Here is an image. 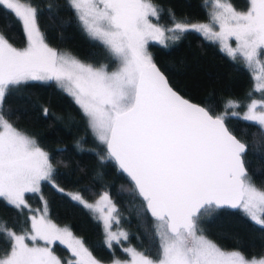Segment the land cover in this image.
<instances>
[{"label":"snow or ice","instance_id":"6c2138e0","mask_svg":"<svg viewBox=\"0 0 264 264\" xmlns=\"http://www.w3.org/2000/svg\"><path fill=\"white\" fill-rule=\"evenodd\" d=\"M69 2L85 31L106 48L117 67L108 71L107 65L96 68L58 53L44 42L34 6L21 0H0V8L14 13L28 38L27 46L17 49L0 35V198L23 211L28 207L25 195L40 192L42 183L58 188L48 153L15 128L4 113V99L12 86L54 80L74 97L90 129L106 145L107 157L130 177L142 198L143 211L155 220L159 258L127 248L131 264H264V256L249 259L240 250H222L200 228L203 216L225 207L242 210L264 228V191L247 177L242 158L246 145L226 126V111L213 116L211 109L179 95L147 51L150 40H176L193 29L219 40L229 56L239 52L249 66L259 65L260 75L255 78L264 80V63L259 59L264 56V0H250L246 12L215 0L211 24L176 22L168 29L149 19H159L161 11L149 0ZM213 24L219 25V32ZM166 31L171 35L166 36ZM230 37L237 42L235 49L227 43ZM257 90L264 91V83ZM259 106L257 111L254 100L243 119L264 128V103ZM239 107L231 100L226 104V109ZM72 199L100 212L109 247L113 241L128 238L123 231L110 230L116 208L107 193L95 204H88L79 193L72 194ZM46 210L45 202V213L39 219L31 218L34 234L30 237L17 235L6 225L0 227L12 241L0 264H61L49 248L29 246L27 239L58 240L77 257L75 264H100L70 230L47 220ZM113 264L121 262L114 260Z\"/></svg>","mask_w":264,"mask_h":264},{"label":"trees","instance_id":"16d2710c","mask_svg":"<svg viewBox=\"0 0 264 264\" xmlns=\"http://www.w3.org/2000/svg\"><path fill=\"white\" fill-rule=\"evenodd\" d=\"M236 9H244L248 0H228ZM37 9V24L44 42L93 66L116 63L106 48L94 41L81 25L69 0H21ZM160 9L163 27L176 22L208 19L209 0H149ZM0 35L14 47L25 44V32L14 13L0 8ZM147 51L165 74L169 84L183 96L196 101L211 114L227 112L226 126L246 145L243 161L249 181L264 191V130L255 122L234 117L249 97L262 95L253 88L249 70L238 58L222 52L217 43L189 29L179 39L159 43L150 40ZM239 108H228V101ZM47 109V114L44 110ZM4 113L13 126L30 135L45 152L55 169L59 189L94 199L100 192L108 194L116 212L112 226L127 233V239L105 243L100 221L81 203L60 192L50 183H42L38 193L25 195L23 211L0 198V227L6 225L22 233L30 226L31 208L47 204L46 214L54 223L65 225L88 251L100 261L124 258V247L131 245L151 258L159 257V239L155 220L143 211V201L128 177L107 157L91 131L88 121L71 95L55 81H26L12 86L4 99ZM103 157V159H102ZM203 234L225 250H240L245 257L264 256V228L255 224L240 209L225 207L200 220ZM11 249V240L0 231V256ZM50 250L61 263L75 264L73 255L63 244L53 241Z\"/></svg>","mask_w":264,"mask_h":264},{"label":"rangeland","instance_id":"374dc122","mask_svg":"<svg viewBox=\"0 0 264 264\" xmlns=\"http://www.w3.org/2000/svg\"><path fill=\"white\" fill-rule=\"evenodd\" d=\"M221 2L222 3H230L228 0H221ZM214 4H215V0H209V2H208V14H209V17H208V19L207 20H205V21H192V22H188V24L189 25H191V24H200V23H212V21H211V13L213 12V10H214ZM232 6V5H231ZM233 7V6H232ZM250 7V0H248V4H247V6L244 8V9H236V8H234L236 11H238V12H246L247 10H248V8ZM76 12V11H75ZM77 14V13H76ZM149 19L151 20V22L152 23H154V24H158V23H156L154 20H153V17H149ZM80 21V20H79ZM21 23V22H20ZM81 23V22H80ZM22 25V24H21ZM81 25H82V23H81ZM159 25V24H158ZM174 25H175V23H173V24H171V25H169V26H167V27H163V26H161V25H159V26H161V27H163V28H165V29H168V28H173L174 27ZM83 26V25H82ZM213 26V29H214V31H216V32H219L220 31V27H219V25L218 24H213L212 25ZM84 28V27H83ZM191 30H193V29H191ZM195 31V30H194ZM25 32V31H24ZM197 32V31H196ZM203 38H205V39H208V38H206L202 33H200V32H198ZM88 34V33H87ZM89 35V34H88ZM165 35L166 36H169V35H171V33H168L167 31H166V33H165ZM25 37H26V40H25V44L23 45V46H21V47H16L17 49H24L26 46H27V44H28V38H27V35H26V33H25ZM209 40H211V39H209ZM152 41H156V42H159V43H161L160 41H158V40H152ZM166 40H164V42H165ZM212 41H214V40H212ZM214 42H216L217 43V45H218V47H219V49L222 51V52H224L226 55H228L229 56V54L226 52V51H223L222 50V44H221V42L219 41V40H215ZM227 43L232 47V48H236L237 47V42H236V40H235V38L234 37H230V38H228V41H227ZM49 46V45H48ZM49 47H51V46H49ZM51 48H53V47H51ZM53 49H55V48H53ZM58 53H60V54H68V53H66V52H64V51H60V50H57V49H55ZM69 56H71L70 54H68ZM71 57H73V56H71ZM229 57H232V56H229ZM75 58V57H74ZM233 58H238V59H240L241 60V62L244 64V66L249 70V72H250V74H251V77H252V80H253V84H252V86H253V88L254 89H256L257 90V86L260 84V83H264V80H257L255 77L256 76H258V75H260V72H259V65H257V64H253V65H251V66H249L248 65V63H247V61L245 60V58L243 57V55L241 54V53H237L236 54V56L235 57H233ZM76 59V58H75ZM259 59H260V62L261 63H264V56H261V57H259ZM78 60V59H77ZM78 61H80V60H78ZM81 63H84V64H89V63H85V62H82V61H80ZM91 65V64H90ZM93 66V65H92ZM102 66V65H101ZM101 66H93V67H96V68H99V67H101ZM116 67H117V64L115 63L114 64V66H112V67H110V68H107V70L108 71H114L115 69H116ZM54 81V80H53ZM55 83L57 84V82L55 81ZM63 89V88H62ZM64 90V89H63ZM259 91V90H258ZM262 93V95H260V94H258V96H253V97H249V99H247V101L245 102V104H244V106L241 108V110H239L237 113H238V115L239 116H241V117H243L244 116V114L248 111V107L251 105V103L255 100V101H257L258 102V108H257V111H259V110H261V108H260V104H262V103H264V91H261ZM73 99H74V97L73 96H71ZM74 101H75V99H74ZM80 107V106H79ZM81 109V108H80ZM82 110V109H81ZM83 112V111H82ZM87 118V117H86ZM87 121H88V118H87ZM263 130H264V128H262ZM19 130V129H18ZM19 131H21V130H19ZM92 131V130H91ZM22 133H24L23 131H21ZM24 134H26V133H24ZM94 134V133H93ZM26 135H28V134H26ZM30 138H32L30 135H28ZM95 136V135H94ZM96 137V136H95ZM33 139V138H32ZM250 182V181H249ZM251 183V182H250ZM254 185V184H253ZM255 186V185H254ZM257 189H259V190H261V191H263L262 189H260V188H258L257 186H255ZM69 190H64L63 192L64 193H66L67 195H69L71 198H72V194H76V192H68ZM103 193H105V192H100L94 199H91V200H85L88 204H95L96 202H97V200L99 199V197H100V195L101 194H103ZM111 200V199H110ZM112 202V201H111ZM112 204H113V202H112ZM82 205H84V204H82ZM114 205V204H113ZM85 206V205H84ZM86 207V206H85ZM87 209H89V211L92 213V215L95 217V218H97L99 221H100V224H101V226H102V228H103V230H104V236H105V243L108 245V243L106 242V236H107V231H108V229H106V226H105V223H104V220H103V218L101 217V214H100V212L99 211H93L92 209H90V208H88V207H86ZM31 213H30V226H29V228L27 229V231H25V232H22V233H17V232H15L17 235H25V236H31V235H33L34 233L32 232V228H31V224H32V220H31V218L33 217V216H36V218L37 219H39L40 218V216L42 215V214H44L45 213V207H44V205H43V203L41 204V206L40 207H36V208H31ZM103 211H104V214L106 215L107 214V212H108V208H107V206H105L104 207V209H103ZM242 211V210H241ZM243 212V211H242ZM113 216H114V214H113ZM46 219L47 220H50L53 224H55L58 228H60V229H65V228H67L65 225H62V224H56V223H54L51 219H49V217L47 216V214H46ZM112 222H113V219L110 221V224H111V228H110V230L112 231V232H114V233H119L120 231H123L121 228H119V227H114V226H112ZM68 229V228H67ZM11 230V229H10ZM69 230V229H68ZM124 232V231H123ZM73 234V233H72ZM73 236L75 237V238H77V239H79L77 236H75L74 234H73ZM207 238V237H206ZM121 239H123V238H121ZM208 239V238H207ZM80 240V239H79ZM210 240V239H209ZM55 241H57V242H59L60 243V241H58V240H55ZM53 242V241H52ZM51 242V243H52ZM26 243H28L29 244V246H35V247H47V248H49L50 249V245H51V243H48L47 241H44V240H40V239H37L36 241H32L31 239H27L26 240ZM11 244H12V241H11ZM65 247H67V245L66 244H63ZM68 248V247H67ZM127 248H134V249H136L135 247H132L131 245H126L125 247H124V251H125V249H127ZM222 249V248H221ZM11 250V249H10ZM10 250L8 251V253L10 252ZM68 250H69V252L73 255V253H72V251L68 248ZM137 250V249H136ZM222 250H224V251H232V250H225V249H222ZM137 251H139V250H137ZM126 252V251H125ZM140 252V251H139ZM53 253V252H52ZM6 255V254H5ZM5 255H1L0 256V258H4L5 257ZM53 255L54 256H56V254H54L53 253ZM93 256V255H92ZM57 257V256H56ZM94 257V256H93ZM58 258V257H57ZM95 258V257H94ZM159 258V257H158ZM158 258H153V259H158ZM246 258H252V257H246ZM257 258H259V257H257ZM59 259V258H58ZM96 259V258H95ZM77 260V257L76 256H74L73 255V261H76ZM97 261H99L100 262V264H113V261L114 260H119L120 262H121V264H131V255L129 254V253H127L126 252V256L124 257V258H116V257H114L113 259H111V260H109V261H100V260H98V259H96ZM61 264H63V263H61Z\"/></svg>","mask_w":264,"mask_h":264},{"label":"water","instance_id":"95a60500","mask_svg":"<svg viewBox=\"0 0 264 264\" xmlns=\"http://www.w3.org/2000/svg\"><path fill=\"white\" fill-rule=\"evenodd\" d=\"M155 63V62H154ZM156 64V63H155ZM158 67V66H157ZM159 68V67H158ZM165 75V74H164ZM171 86V85H170ZM172 87V86H171ZM173 88V87H172ZM174 89V88H173ZM175 90V89H174ZM179 95H181L183 98H185V99H187V100H189L191 103H193V104H196V105H199V106H202V107H204L203 105H201L200 103H198V102H196V101H193V100H191V99H189V98H187V97H185V96H183L182 94H180L177 90H175ZM213 116H216L215 114H212ZM233 134V133H232ZM234 135V134H233ZM235 136V135H234ZM236 137V136H235ZM237 138V137H236ZM238 139V138H237ZM239 140V139H238ZM240 141V140H239ZM241 142V141H240ZM241 143H243V142H241ZM105 146V150H106V152H107V148H106V145H104ZM113 161H114V163L117 165V163L115 162V160L114 159H112ZM117 167L119 168V166L117 165ZM120 170V169H119ZM121 171V170H120ZM122 172V171H121ZM124 173V172H123ZM127 177H128V175L126 174V173H124ZM128 179L131 181V179H130V177H128ZM131 183L133 184V182L131 181ZM134 186V185H133ZM138 195V194H137ZM141 198V197H140ZM142 199V198H141ZM152 219H154L152 216H151V214L150 213H147Z\"/></svg>","mask_w":264,"mask_h":264}]
</instances>
